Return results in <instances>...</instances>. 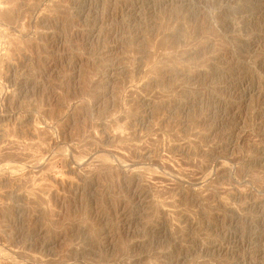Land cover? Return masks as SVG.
Returning <instances> with one entry per match:
<instances>
[{"label":"rangeland","instance_id":"374dc122","mask_svg":"<svg viewBox=\"0 0 264 264\" xmlns=\"http://www.w3.org/2000/svg\"><path fill=\"white\" fill-rule=\"evenodd\" d=\"M0 264H264V0H0Z\"/></svg>","mask_w":264,"mask_h":264}]
</instances>
